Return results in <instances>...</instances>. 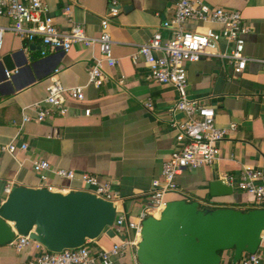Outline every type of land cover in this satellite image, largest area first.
<instances>
[{"label": "crops", "instance_id": "crops-1", "mask_svg": "<svg viewBox=\"0 0 264 264\" xmlns=\"http://www.w3.org/2000/svg\"><path fill=\"white\" fill-rule=\"evenodd\" d=\"M203 1L241 12L244 24L249 27L245 55L250 61L241 75L235 74L226 61L215 57H203L188 65L189 97L213 107L216 126L227 129L228 134L220 143L217 162L184 171L177 177L180 191L167 195L166 201L184 199L214 209L246 211L252 201L248 194L234 188L232 195L215 198L210 195V183L220 181L225 175L239 177L246 167L264 170V0ZM45 2L61 31L67 30L65 10L69 9L90 37L100 35L102 18L116 9L117 15L109 20L112 54L118 64L110 67L104 63L107 80L96 88L88 82L90 67L101 58L98 43L90 47L75 44L67 52L47 51L39 39L30 43L6 30L0 64L5 55L23 51L32 69L17 79L18 88L10 79L0 84V143L28 145L26 151L16 156L0 154V202L9 196L8 185L40 188V177L32 165L36 160H46L54 168L74 171L78 177L85 173L98 176L119 196L114 202L118 214L137 221L162 165L179 148L177 131L170 125L178 93L172 86L151 81L144 60L140 58L135 63L132 56L156 32H161L164 39L170 37L162 25L173 17L179 0ZM2 23L7 29L12 26L8 18ZM214 28L220 30L219 26ZM228 47L226 43L221 45L222 50ZM56 70L65 88L85 87V99L78 102L68 98V115L55 114L38 123L33 120L36 113L31 107L46 98L50 77ZM3 78V65H0V81ZM87 110L90 115H86ZM25 115L31 121L25 122ZM182 118L181 114L176 116L178 120ZM232 125L236 126L235 130H231ZM48 176L49 182L62 192L83 187L79 181L71 183L52 173ZM123 241L139 243L140 235L124 231L110 238L103 233L87 246L111 250ZM36 253L33 247L20 252L9 244L0 247V264H28ZM133 254L132 249L116 264H136ZM223 259L233 261V252H225Z\"/></svg>", "mask_w": 264, "mask_h": 264}, {"label": "built area", "instance_id": "built-area-1", "mask_svg": "<svg viewBox=\"0 0 264 264\" xmlns=\"http://www.w3.org/2000/svg\"><path fill=\"white\" fill-rule=\"evenodd\" d=\"M117 13L116 9H112L102 18L100 35L90 37L86 34L84 26L74 19L69 9L65 10L67 30L61 31L51 17L45 0H0V50L6 30L13 31L18 37L30 43L39 39L47 51L67 52L75 44L90 47L98 43L101 58L96 59L94 65L90 67L88 84L99 88L107 80L104 63L110 67L118 64L112 54L113 41L109 20ZM4 18L12 22L10 29L3 25ZM188 25L194 26L189 28ZM214 26H219L220 30H216ZM162 28L169 31L170 37L164 39L161 32H156L148 43L138 47L132 59L135 63L140 58L144 60L151 81L176 89L178 99L171 111L170 125L177 131L179 148L162 165L159 176L153 181L152 189L146 196L147 204L138 220L131 221L126 215H117L113 228L116 235L124 231H134L136 236H139L143 221L149 216L159 215L168 203L167 195L180 191L178 176L188 169L212 166L219 159L220 143L226 138L228 130L216 126V111L213 107L202 104L199 99L189 97L188 65L199 62L203 57H215L226 61L232 66L235 74L241 75L250 61L245 55V35L249 32V27L244 24L240 11L214 7L203 0H179L173 17L164 22ZM222 43L229 45L227 50L221 49ZM58 72L59 70L54 71L50 77L46 98L31 107L36 113L33 120L38 123L55 114L68 115V98L78 102L85 99V87L65 88L58 79ZM7 77H10L9 73ZM178 114L183 115L181 120L176 119ZM86 115H90L89 110L86 111ZM24 121L29 122L31 118L25 115ZM235 129L236 126L232 125L231 130ZM27 149L28 145L24 143L21 145L14 142L0 143V154L16 156L20 151ZM32 166L40 177V188L59 191L49 182L48 174L52 173L62 180L71 183L79 181L83 185L82 188H71L63 192L79 190L111 202L119 199V196L111 191L110 185L96 175L85 173L78 177L74 171L54 168L46 160H36ZM220 181L233 189L245 192L252 198L248 210L264 209L263 169L246 167L239 177L225 175ZM12 189L11 185L7 186L8 195ZM11 245L20 252L28 247L36 249L37 253L28 264H116L119 259L127 257L132 249L134 261L139 264L136 257L138 246L136 241L117 243L111 250H95L86 245L55 253L46 250L30 236L16 235ZM222 264L234 263L223 259ZM236 264H264V242L256 254H244Z\"/></svg>", "mask_w": 264, "mask_h": 264}, {"label": "water", "instance_id": "water-1", "mask_svg": "<svg viewBox=\"0 0 264 264\" xmlns=\"http://www.w3.org/2000/svg\"><path fill=\"white\" fill-rule=\"evenodd\" d=\"M0 65V84L10 79L16 85L32 69L23 51L5 55ZM233 193L222 181L210 183L212 197ZM117 215L114 202L85 191L15 187L0 202V247L22 235L50 252L78 249L103 233L114 238ZM263 242L264 209H214L182 199L143 221L136 257L139 264H222L223 254L233 252L236 264L244 254H256Z\"/></svg>", "mask_w": 264, "mask_h": 264}, {"label": "trees", "instance_id": "trees-1", "mask_svg": "<svg viewBox=\"0 0 264 264\" xmlns=\"http://www.w3.org/2000/svg\"><path fill=\"white\" fill-rule=\"evenodd\" d=\"M246 211H249V210H246ZM222 254V253H221Z\"/></svg>", "mask_w": 264, "mask_h": 264}, {"label": "rangeland", "instance_id": "rangeland-1", "mask_svg": "<svg viewBox=\"0 0 264 264\" xmlns=\"http://www.w3.org/2000/svg\"><path fill=\"white\" fill-rule=\"evenodd\" d=\"M236 193H237V191H236Z\"/></svg>", "mask_w": 264, "mask_h": 264}]
</instances>
